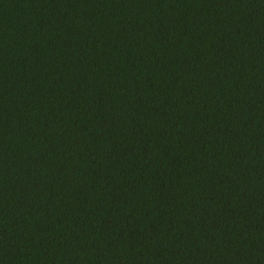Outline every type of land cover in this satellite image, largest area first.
<instances>
[{
    "label": "trees",
    "instance_id": "16d2710c",
    "mask_svg": "<svg viewBox=\"0 0 264 264\" xmlns=\"http://www.w3.org/2000/svg\"><path fill=\"white\" fill-rule=\"evenodd\" d=\"M0 264H264V0H0Z\"/></svg>",
    "mask_w": 264,
    "mask_h": 264
}]
</instances>
